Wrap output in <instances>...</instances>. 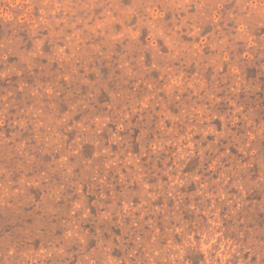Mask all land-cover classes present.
<instances>
[{
  "label": "rangeland",
  "instance_id": "1",
  "mask_svg": "<svg viewBox=\"0 0 264 264\" xmlns=\"http://www.w3.org/2000/svg\"><path fill=\"white\" fill-rule=\"evenodd\" d=\"M0 264H264V0H0Z\"/></svg>",
  "mask_w": 264,
  "mask_h": 264
}]
</instances>
